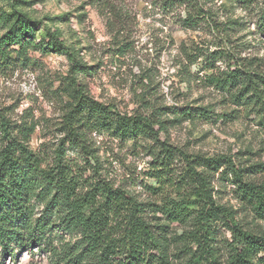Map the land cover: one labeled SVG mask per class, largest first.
I'll return each mask as SVG.
<instances>
[{
    "label": "trees",
    "instance_id": "trees-1",
    "mask_svg": "<svg viewBox=\"0 0 264 264\" xmlns=\"http://www.w3.org/2000/svg\"><path fill=\"white\" fill-rule=\"evenodd\" d=\"M234 1L244 10L258 8L255 31L264 37V0ZM20 2L12 0L11 12L0 14V70L17 61L12 53L25 58L30 48L64 55L69 70L58 89L66 98L63 138L50 155L31 148L34 127L14 130L0 112V264L34 246L60 264H264V229H246L236 209L216 197V185H227L240 206L264 222V182L250 179L264 173V162L244 167L249 159L237 160L245 154L240 151L233 157L191 154L168 136L183 121L226 123L241 115H253L264 131V70L256 58L242 57V44L232 39L243 23L222 19L206 0H151L181 27L211 37L209 47L185 50V57L188 64L200 58L207 72L203 84L232 110L155 106L143 96L141 109L127 113L90 94L80 77L93 66L83 64L56 29H45L35 41L41 21L21 12ZM117 45L118 53L126 50L123 42ZM93 136L139 148L148 157L139 182L146 199L104 177Z\"/></svg>",
    "mask_w": 264,
    "mask_h": 264
},
{
    "label": "rangeland",
    "instance_id": "rangeland-1",
    "mask_svg": "<svg viewBox=\"0 0 264 264\" xmlns=\"http://www.w3.org/2000/svg\"><path fill=\"white\" fill-rule=\"evenodd\" d=\"M19 2L21 12L41 21L35 32L36 42L44 36L45 29H56L60 39L75 49L80 61L93 66L90 74L80 79L95 99L127 113L141 109L143 96L155 106H210L217 114L232 110L229 104L222 103L215 91L203 84L200 78L207 72L202 71L204 65L200 58L188 64L185 57V50L209 47L211 37L202 30L181 27L175 17L163 14L151 0ZM206 2L219 16L222 14V19L227 17L243 23L239 31L232 34V39L237 38V43L242 44V57L256 58L264 70V37L256 33L254 25L258 8L253 5L244 10L234 0ZM11 3L12 0H0V14L10 13ZM221 3L225 4L224 9ZM4 32L0 23V36ZM121 42L122 49L126 50L118 53L116 47ZM11 48L18 50L17 45ZM12 56L18 58L17 61L0 70V112L14 130L34 127L31 148L50 155L63 138L60 127L66 98L58 89L67 75L69 63L64 55L41 49H28L25 57L28 59L19 58L16 52ZM169 100L173 102L168 103ZM253 118V115H241L226 123L183 121L169 128L168 136L172 144L191 154L233 157L236 152H245L236 157L237 160L239 157L249 159L245 167L264 162V131ZM93 142L98 148L104 177L114 186L126 188L139 200L146 199L139 182L148 157L139 148L113 142L105 136H93ZM67 155L75 157L71 151ZM250 179L255 183L264 182V173L252 175ZM216 186L218 202L236 209L237 219L246 229L254 232L264 229V222L241 207L227 185ZM171 228L181 232L179 226ZM3 264L60 263L34 246L31 250L19 251L15 259L5 256Z\"/></svg>",
    "mask_w": 264,
    "mask_h": 264
},
{
    "label": "clouds",
    "instance_id": "clouds-1",
    "mask_svg": "<svg viewBox=\"0 0 264 264\" xmlns=\"http://www.w3.org/2000/svg\"><path fill=\"white\" fill-rule=\"evenodd\" d=\"M219 67L221 69H224L225 65L223 63H220ZM195 70V66H193V71ZM173 101L172 100H169L168 103H172Z\"/></svg>",
    "mask_w": 264,
    "mask_h": 264
}]
</instances>
